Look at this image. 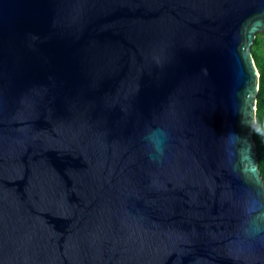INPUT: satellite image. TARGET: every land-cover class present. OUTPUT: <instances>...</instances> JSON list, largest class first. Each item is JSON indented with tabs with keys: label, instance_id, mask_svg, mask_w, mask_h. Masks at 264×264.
Masks as SVG:
<instances>
[{
	"label": "water",
	"instance_id": "water-1",
	"mask_svg": "<svg viewBox=\"0 0 264 264\" xmlns=\"http://www.w3.org/2000/svg\"><path fill=\"white\" fill-rule=\"evenodd\" d=\"M261 23L264 0H0V264H264Z\"/></svg>",
	"mask_w": 264,
	"mask_h": 264
},
{
	"label": "clouds",
	"instance_id": "clouds-1",
	"mask_svg": "<svg viewBox=\"0 0 264 264\" xmlns=\"http://www.w3.org/2000/svg\"><path fill=\"white\" fill-rule=\"evenodd\" d=\"M166 133L162 129L152 130L146 139L156 153L163 155ZM249 214V227L245 233L249 240L256 244L264 245V184L257 185V194L253 202L245 208Z\"/></svg>",
	"mask_w": 264,
	"mask_h": 264
},
{
	"label": "trees",
	"instance_id": "trees-1",
	"mask_svg": "<svg viewBox=\"0 0 264 264\" xmlns=\"http://www.w3.org/2000/svg\"><path fill=\"white\" fill-rule=\"evenodd\" d=\"M264 31L256 33L251 45V52L255 61L258 77V92L256 99V123L254 126V138L258 155L259 169L264 180V50H261Z\"/></svg>",
	"mask_w": 264,
	"mask_h": 264
},
{
	"label": "snow or ice",
	"instance_id": "snow-or-ice-1",
	"mask_svg": "<svg viewBox=\"0 0 264 264\" xmlns=\"http://www.w3.org/2000/svg\"><path fill=\"white\" fill-rule=\"evenodd\" d=\"M260 26H264V23H261ZM255 27H257V26L254 25L253 28H252V29H249V30L247 31V33H246V37H247L248 42H250L251 39H252V36H253V29H254ZM245 58L248 59V61H249V67L251 68V60H250V58L247 57V54H246V57H245ZM252 76H253V79H252V90L254 91V89H255V70H254V69L252 70Z\"/></svg>",
	"mask_w": 264,
	"mask_h": 264
},
{
	"label": "rangeland",
	"instance_id": "rangeland-1",
	"mask_svg": "<svg viewBox=\"0 0 264 264\" xmlns=\"http://www.w3.org/2000/svg\"><path fill=\"white\" fill-rule=\"evenodd\" d=\"M261 50H264V35L262 36V46L260 47Z\"/></svg>",
	"mask_w": 264,
	"mask_h": 264
}]
</instances>
